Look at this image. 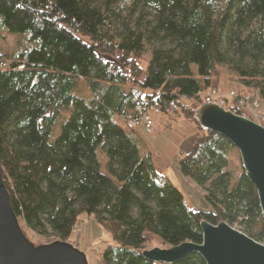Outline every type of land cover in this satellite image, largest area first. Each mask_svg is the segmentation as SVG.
Returning <instances> with one entry per match:
<instances>
[{"label":"trees","instance_id":"1","mask_svg":"<svg viewBox=\"0 0 264 264\" xmlns=\"http://www.w3.org/2000/svg\"><path fill=\"white\" fill-rule=\"evenodd\" d=\"M2 32L22 36L12 55L0 49V171L25 234L69 243L85 216L111 235L104 264H157L143 256L154 240L202 244L201 222L264 243L257 190L230 166L235 147L196 120L202 95L222 86L238 94L236 115L239 101L264 105V0H0ZM151 108L195 127L176 162L203 209L125 127Z\"/></svg>","mask_w":264,"mask_h":264},{"label":"water","instance_id":"2","mask_svg":"<svg viewBox=\"0 0 264 264\" xmlns=\"http://www.w3.org/2000/svg\"><path fill=\"white\" fill-rule=\"evenodd\" d=\"M196 120L204 130L222 135L238 150L245 175L257 190L264 220V127L212 103L200 107ZM200 227L202 244L154 248L143 256L157 264H178L195 254L205 264H264V243L226 222L216 226L201 222ZM0 264H88L86 255L73 244L57 241L36 246L28 239L14 213L1 171Z\"/></svg>","mask_w":264,"mask_h":264},{"label":"rangeland","instance_id":"3","mask_svg":"<svg viewBox=\"0 0 264 264\" xmlns=\"http://www.w3.org/2000/svg\"><path fill=\"white\" fill-rule=\"evenodd\" d=\"M124 20L128 12L124 6H117L116 9ZM121 24L118 26L120 30ZM22 39L21 35H10L7 32H2L0 37V49L7 55H12L18 49V42ZM226 81L224 80L223 83ZM222 86L223 92L232 91ZM232 88V87H231ZM72 114V109L69 108L65 113V118L68 119ZM154 131L152 134L146 133L143 128H139L140 134L147 148L154 155V164L158 173L166 176L170 181L184 194L186 203L191 209H203L202 201L204 198V191L190 178L183 177L177 169V160L180 156L181 146L184 142L189 140L193 132H196L195 127L188 125L182 118V121L170 119L166 114L157 115L154 118ZM190 122V121H189ZM59 134V128L56 130V136ZM55 137V136H54ZM100 160L104 163V155L100 154ZM229 160L231 169L235 175L241 172V158L238 150H233L229 153ZM106 173V171H104ZM26 235L36 246L49 245L51 243L60 241L57 238H42L34 235L30 231H26ZM156 239V238H154ZM111 235L99 227L93 220L83 217L82 224L76 229L75 234L69 241L77 249L84 253L87 257L88 264H104L101 252L104 249V242H110ZM154 248L165 249L156 240L153 241L147 250Z\"/></svg>","mask_w":264,"mask_h":264},{"label":"built area","instance_id":"4","mask_svg":"<svg viewBox=\"0 0 264 264\" xmlns=\"http://www.w3.org/2000/svg\"><path fill=\"white\" fill-rule=\"evenodd\" d=\"M204 103H212L216 104L222 108H224L227 111L229 104L228 101H234L238 98V94L235 91H228L223 92L221 88L218 89H210L206 91L203 95ZM237 108L239 111L242 112L243 116L247 119L253 118L255 122L259 125L264 124V105L261 104L258 101H252V102H245V101H239L237 103ZM233 114H236V108L234 111H230ZM161 112L159 109L151 108L148 111H146L141 116L125 122V127L129 131H134L139 128H143L146 133L152 134L154 131V118L157 115H160ZM236 229V228H235ZM238 230V229H237ZM240 231V230H239Z\"/></svg>","mask_w":264,"mask_h":264},{"label":"crops","instance_id":"5","mask_svg":"<svg viewBox=\"0 0 264 264\" xmlns=\"http://www.w3.org/2000/svg\"><path fill=\"white\" fill-rule=\"evenodd\" d=\"M177 121H182V118L181 119L178 118ZM183 122H186V123H188V125L193 126L192 123L187 121V120H185ZM155 125H156V121H155ZM196 136H197V132L194 131L193 134L190 136L189 140H187L186 142H184L182 144L180 152H188L192 148V146H193V144H194V142L196 140ZM100 154L101 153L98 152L99 157H100ZM101 163H102V161H101ZM106 163H107V160H106V157L104 156V163H102V165L105 166Z\"/></svg>","mask_w":264,"mask_h":264}]
</instances>
